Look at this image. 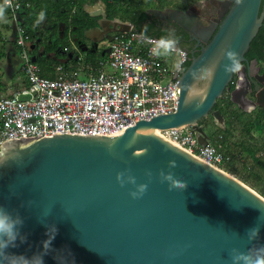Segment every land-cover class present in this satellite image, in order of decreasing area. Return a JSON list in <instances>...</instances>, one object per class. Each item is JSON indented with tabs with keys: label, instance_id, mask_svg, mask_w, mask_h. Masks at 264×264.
Instances as JSON below:
<instances>
[{
	"label": "water",
	"instance_id": "obj_1",
	"mask_svg": "<svg viewBox=\"0 0 264 264\" xmlns=\"http://www.w3.org/2000/svg\"><path fill=\"white\" fill-rule=\"evenodd\" d=\"M261 1L220 0L224 10L211 29L204 26L206 32H198L188 25L192 38H200L206 45L192 57L183 74L174 76L180 87L174 111L139 120L114 135L53 133L3 142L0 156L10 152L0 164V203L19 211L24 219L21 232L27 235L6 251L31 256L42 248L51 224L58 231L51 241L53 247L44 254V264H59L57 252L65 264H230L232 247L246 251L264 243V198L158 131L191 125L199 143L207 144L200 121L210 112L218 122L223 121L220 111L212 109L233 78L234 72L223 68L230 61L222 59L213 78L204 80L188 103L184 101L185 84L192 81L193 70L222 48L231 47L239 53L240 61L246 59L244 54L264 18ZM151 11L186 26L184 12ZM104 18L102 14L97 26L83 33L94 43L104 37L111 40L109 34L92 36L93 32L102 33L108 22L115 30L130 28L127 22ZM237 75L230 100L248 110L250 100L245 94L249 81L243 64ZM174 162L179 167H174ZM125 168L137 182L150 184L142 198L130 195L133 185L121 186L116 180V173ZM149 170L154 178L148 176ZM165 172H175L185 187L165 181ZM256 224L261 225L259 236L248 241L247 230Z\"/></svg>",
	"mask_w": 264,
	"mask_h": 264
},
{
	"label": "built area",
	"instance_id": "obj_2",
	"mask_svg": "<svg viewBox=\"0 0 264 264\" xmlns=\"http://www.w3.org/2000/svg\"><path fill=\"white\" fill-rule=\"evenodd\" d=\"M16 29L15 43L25 82L0 95V145L19 137L60 133L114 135L142 119L175 110L179 81L168 69L167 57H152L140 30L117 31L106 58L89 68L85 77L56 66L54 77L40 75L30 54L31 36L20 23L30 3L0 0ZM159 133L199 159L224 170L229 155L219 134L201 145L191 125L159 129ZM225 171V170H224Z\"/></svg>",
	"mask_w": 264,
	"mask_h": 264
},
{
	"label": "flooded vegetation",
	"instance_id": "obj_3",
	"mask_svg": "<svg viewBox=\"0 0 264 264\" xmlns=\"http://www.w3.org/2000/svg\"><path fill=\"white\" fill-rule=\"evenodd\" d=\"M96 1L98 2L97 3L98 6L95 8L94 12L97 13V15H91L90 13H87V16L83 17L85 18L86 21L85 27L83 29V33L85 30H88L90 28L92 29L93 27L97 26L98 20L102 18V14L105 15L104 19L108 21L110 20L116 22H127L130 24V26H133V23L131 21L139 20L141 26L145 24L149 25V32L153 33V35L162 34V29L166 26L175 27L177 33L182 37L181 47L187 54L185 61V69L189 65V64L186 65V63L188 61L190 63L192 57L200 52L203 45H206V42H204L202 39L192 38V34L190 33V31H188V25L190 26V28H193L198 32H206V30L203 31L204 26L208 28L207 30L211 29L212 26L218 22V19L220 20L224 10L223 7L224 4H221L220 0H129L123 3L124 7H127V5H129L126 15H122V13H120L113 16H108L105 2L103 0H96ZM76 9H77L76 6H73L71 8L69 12L70 17L77 18L80 16L79 11L77 13ZM154 9L156 10L170 9V10H177L184 12L186 14L184 18V24L186 26L184 27L173 21H166L162 19L161 17H159L158 15H156L151 11ZM108 23L104 25V30L102 33L93 32L92 36L98 37L100 35L109 34L110 36L113 37V35L119 30L113 29V25ZM83 33L81 34V37L79 36L75 37L72 34L65 32L64 35L65 36L69 35L70 37L68 38L64 36L63 39L62 38L60 39L63 42L66 41L70 45L68 51H71L72 54L70 57H68V61L71 60L76 61L78 58H81L80 54H84L85 52L86 53L91 52L92 54L91 56H97L99 52H101L102 55L106 54V53L103 54L102 51L107 48V44L109 43L110 39L104 37L102 40L98 41L97 43H94L91 39L85 37ZM29 50H30L31 58L34 57L33 56L34 53H32L30 48ZM244 55L246 59L244 61H241V63L246 67V71L248 72V81H249V87L247 88V92L245 96L248 100H250L249 103L250 106L248 108V112L249 111L253 112L252 115L246 119L247 120L250 119V121L253 124V127L248 133H245L244 122L246 119H244L242 132L244 133V135L250 136L251 134H253L254 129H255V133L259 134L260 133L259 131H261V127L258 125L264 122V79L261 78L264 75V29L262 31L261 36H258L257 39L252 44L250 43L249 48ZM168 58L169 57H167V64L169 71L172 72L173 77L174 76L179 77L181 74H177L172 67L173 58H169V60ZM238 80L239 77L237 75V72H234L232 80L228 83L222 96L219 97L221 101L224 100V102L221 103L220 101L219 107L218 108L213 107L212 109V110L218 109L223 117V120L225 121L228 120L225 117V112H224L225 105L226 106L233 105L239 109V112L241 113L246 112L243 108H240L236 103L230 100V94L232 90L236 87ZM258 98L260 102H258ZM228 110L231 111V109L229 108ZM234 115H235V110H232L231 117L233 118ZM208 116H212L211 112L200 121V125L203 127V129L206 126H209V124L205 123ZM229 123L230 122H228V125L226 124L227 126H221L219 124L218 131L212 129L211 132V135L213 136L216 133L221 136L222 144H224L225 146L224 151L229 155V158L225 163L226 165L231 164V162H233L235 159L236 160L242 159L241 150H238L235 147H233V144H231V141L227 138L228 137L227 135H229V131L227 129ZM255 160H256L255 163H259V165L264 166V161H262L260 158ZM245 166L250 168V163L246 162Z\"/></svg>",
	"mask_w": 264,
	"mask_h": 264
},
{
	"label": "clouds",
	"instance_id": "obj_4",
	"mask_svg": "<svg viewBox=\"0 0 264 264\" xmlns=\"http://www.w3.org/2000/svg\"><path fill=\"white\" fill-rule=\"evenodd\" d=\"M2 14L3 9L0 8V15ZM45 17L46 12L41 9L37 13L36 23H41L44 21ZM139 36L142 42H146L149 45V52L152 57L173 58V70L177 74H183L186 71L185 61L187 54L181 47L182 37L177 33L175 27L166 26L162 29V34L151 35L149 34V25L145 24L142 26ZM225 57L230 61V63L223 64L225 72H238L241 69L242 63L239 53L231 47L222 48L215 56L210 58L207 63L192 71V81L185 84V103L190 102L194 98L201 80H211L213 78L217 67ZM107 147L111 149L113 145L109 143ZM9 152V150H6L5 154L0 156V164L7 160V154ZM173 166L179 167V163L174 162ZM147 174L150 178H154L155 174L150 170ZM163 175L165 181L174 182V187H185V182L178 179L175 172L171 175L165 172ZM116 180L121 186L125 184L133 185L134 187L130 189V195L134 198H142L150 190L149 183L137 182L136 176L127 168L116 173ZM12 191H14V189ZM23 223L24 219L17 209L10 208L6 204L0 203V264H44V254L53 247L51 241L58 231L56 225L51 224L47 226V237L41 242L42 248L34 252L31 256L7 252L6 250L10 246H17L16 242L18 239L20 241L27 239V235L21 232V225H23ZM260 227V224H256L247 230L248 241L258 238ZM55 259H57L59 264H65L59 252H57ZM229 259L230 264H264V243L248 247L246 251L238 247H232L229 250Z\"/></svg>",
	"mask_w": 264,
	"mask_h": 264
},
{
	"label": "crops",
	"instance_id": "obj_5",
	"mask_svg": "<svg viewBox=\"0 0 264 264\" xmlns=\"http://www.w3.org/2000/svg\"><path fill=\"white\" fill-rule=\"evenodd\" d=\"M23 1H27L30 3V6L29 8H27V10H31L34 8L39 10L43 9L47 14L44 21L39 24L35 23L30 27V49L32 53H34L33 56H35L36 59L39 58V61H41L39 64L40 71L45 77H54L57 74L56 66L59 64H62L64 69L68 72L69 70H73V68H76L78 66H84V69H86L87 65H91L92 63H94L93 61L91 62V58H87L85 60V53L80 54L81 58H78L76 61H68V57L71 56L69 55V52L71 51H68L70 45L66 41L63 42L61 40L55 48L48 49V46L52 44L54 30L58 29L57 35L59 40L61 38L63 39V37L65 36L64 29L67 28L66 23L60 21L58 17V11H61L63 7H60L56 10L57 4L62 3L64 0ZM78 3L81 4L80 8L78 7V5H73L77 7V13L79 11L78 9H82L86 13H93L95 8L98 6V2H96V0H78ZM0 8L3 9V14L0 15V58L6 59L5 64L1 62L4 67H6V74H3L4 72L2 73V66L0 65V95H4L12 93L20 86H22L25 82V76L21 70V61L19 60L18 48L15 43V25L12 22V24H9V21L11 19L8 17V13L5 7L0 4ZM24 11H26V9ZM25 14L26 12H21L20 23H23V25L26 27L28 26V21H26ZM9 31H11L10 34H8ZM65 37L69 38L70 36L66 35ZM62 50H64L65 52L62 53ZM85 72H87V70H84L83 73L79 74L85 75Z\"/></svg>",
	"mask_w": 264,
	"mask_h": 264
},
{
	"label": "rangeland",
	"instance_id": "obj_6",
	"mask_svg": "<svg viewBox=\"0 0 264 264\" xmlns=\"http://www.w3.org/2000/svg\"><path fill=\"white\" fill-rule=\"evenodd\" d=\"M8 17L10 18V16ZM11 22L13 23V21L10 20L9 24H12ZM10 32L11 31H9L8 34H10ZM5 61V58H0V65L2 66L1 71L2 73L4 72L3 74H6V67H4V65L2 64H5ZM37 62L40 63L41 61ZM80 74L78 75L79 77H84V75ZM204 82V80H201L198 86L201 87ZM223 102L224 100L221 101V103ZM228 108L231 109V111L235 110V115L233 118L231 117V111H229ZM224 109L225 117L229 120L227 121L230 122L227 128L229 131V135H227V138L231 141L233 147L241 150L242 153V159H235L233 162H231V164H225L224 170L232 176L238 178L240 181L244 182L247 186L251 187L254 191H256L264 198V166L259 165V163H255V159L258 158L264 161V122L258 125L261 127V131H259V134H256L254 129L253 134L247 136L242 132L243 120L250 117L253 112H248V110H245L246 112L241 113L239 112V109L233 105H225ZM227 121L223 120L219 123L213 116H208L205 123L209 124V126L204 127V131L208 135H211L212 129L218 131L219 124L221 126H227ZM246 162L250 163V168L245 166Z\"/></svg>",
	"mask_w": 264,
	"mask_h": 264
},
{
	"label": "trees",
	"instance_id": "obj_7",
	"mask_svg": "<svg viewBox=\"0 0 264 264\" xmlns=\"http://www.w3.org/2000/svg\"><path fill=\"white\" fill-rule=\"evenodd\" d=\"M103 1L106 4L108 16H113V15L120 14V13H122V15H126V13L128 11V8H129V5H127V7H124L123 3H125V2H127L129 0H103ZM73 5H78L79 8L81 7V4L78 3V0H64L62 3L57 4L56 10L58 8H60V7H63V9L61 8L62 9L61 11H58V15H59L58 17H59L60 21L66 23L67 28L64 29V33L68 32L69 34H72L75 37L76 36L81 37V34L83 33V29H84L85 23H86L85 18H83V17L87 16V13L85 11H83L82 9H78L80 16L77 17V18L70 17V13L69 12H70L71 8L73 7ZM261 7H264V0L261 1ZM39 11H40L39 9H35V8L31 9V10H27L26 9V11H24V12L22 11V13L26 12L25 18H26V21H28V26L25 27L23 25V23H21V25L24 27L26 32H28L29 34L31 33L30 32L31 25L36 23L37 13ZM46 16H47V14H46ZM131 22L133 23V26H134L135 29L141 31L142 26H141L139 20H135V21H131ZM69 28H70V30H69ZM263 29H264V20H263L262 26L260 27L259 31L257 32V35L251 41V44L257 39L258 36H261ZM57 34H58V29L54 30V34H53V37H52V44H50L48 46V49L49 48H55L60 43L61 40L58 39V35ZM149 34L153 35V33H151V32H149ZM85 54H86L85 60L87 58H91V62L92 61L94 62V63H92L94 65L91 64L90 66H95L100 61H103L106 58V54L102 55L101 52H99V54H97V56H91L92 55L91 52H88V53L85 52ZM37 61H39V58H37L35 60V62L38 64L40 75L44 76L43 73L40 71V65H39L40 63H38ZM188 64H189V61L186 63V65H188ZM81 68L84 69V66L81 67ZM78 69H80V66H78L76 68H73L74 71H77ZM84 70H87V72H88L89 68H86ZM83 72L84 71L78 72V74L79 73H83ZM87 72H85L84 77L86 76ZM220 101H221V99L218 98L216 103H215L214 108H218L219 107ZM244 126H245L244 132L248 133L252 129L253 124L250 121V119L249 120L246 119L245 122H244Z\"/></svg>",
	"mask_w": 264,
	"mask_h": 264
},
{
	"label": "bare ground",
	"instance_id": "obj_8",
	"mask_svg": "<svg viewBox=\"0 0 264 264\" xmlns=\"http://www.w3.org/2000/svg\"><path fill=\"white\" fill-rule=\"evenodd\" d=\"M261 78L264 79V75Z\"/></svg>",
	"mask_w": 264,
	"mask_h": 264
}]
</instances>
